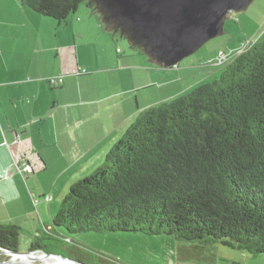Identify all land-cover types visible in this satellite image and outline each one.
I'll return each mask as SVG.
<instances>
[{
  "label": "trees",
  "instance_id": "obj_1",
  "mask_svg": "<svg viewBox=\"0 0 264 264\" xmlns=\"http://www.w3.org/2000/svg\"><path fill=\"white\" fill-rule=\"evenodd\" d=\"M20 1L57 24L83 4L101 23L97 0ZM58 227L170 236L177 257L191 251L196 262L212 263L217 243L264 256V38L217 78L140 111L102 163L70 185L28 250L60 254ZM19 231L0 223V249L17 251Z\"/></svg>",
  "mask_w": 264,
  "mask_h": 264
},
{
  "label": "crops",
  "instance_id": "obj_2",
  "mask_svg": "<svg viewBox=\"0 0 264 264\" xmlns=\"http://www.w3.org/2000/svg\"><path fill=\"white\" fill-rule=\"evenodd\" d=\"M93 16L77 11L57 24L20 0H0V223L40 218L153 105L140 93L153 86V65L141 53H117ZM55 76L62 82L49 83Z\"/></svg>",
  "mask_w": 264,
  "mask_h": 264
},
{
  "label": "rangeland",
  "instance_id": "obj_3",
  "mask_svg": "<svg viewBox=\"0 0 264 264\" xmlns=\"http://www.w3.org/2000/svg\"><path fill=\"white\" fill-rule=\"evenodd\" d=\"M89 12L83 5H79L76 12ZM74 12V13H76ZM71 14L69 17L74 15ZM70 19V18H69ZM97 21V17L93 16ZM102 25V24H101ZM102 29L103 25H102ZM109 33V34H108ZM107 35H111L108 31ZM264 38V0H253L247 9L239 12H231L224 22V32L206 41L192 54L183 57L172 67H160L153 65V86L143 89L140 93H148L153 98V104L169 100L195 85L217 78L219 70L224 63L229 61L235 53L244 49L250 41ZM114 43V42H113ZM116 52L123 50L128 53L131 49L125 38L116 35ZM115 46V45H114ZM127 55V54H125ZM219 69V70H218ZM88 72V71H87ZM42 178V185L47 186V179ZM40 177L37 178L39 181ZM60 178L58 182L61 180ZM41 187V185H40ZM69 187L66 188V191ZM35 194V193H34ZM65 193H63L61 199ZM47 194L41 197L34 195V199H45ZM61 201V200H60ZM60 201L57 198L43 207L40 218L24 219L20 222L18 252H27L29 236L39 228L51 224L56 216ZM9 210L16 212L17 208L10 205ZM18 226V225H17ZM59 233V252L73 260L79 259L83 263L95 264H264V256L252 257L248 253L231 249L222 244H215L212 253L215 254L212 263L208 261L196 262L191 251H187L189 258L177 257L176 241L166 235H147L142 233H104L81 232L77 234L66 233L62 228H56ZM32 239V237H31ZM0 256V261L7 258ZM34 264H42L35 261Z\"/></svg>",
  "mask_w": 264,
  "mask_h": 264
},
{
  "label": "water",
  "instance_id": "obj_4",
  "mask_svg": "<svg viewBox=\"0 0 264 264\" xmlns=\"http://www.w3.org/2000/svg\"><path fill=\"white\" fill-rule=\"evenodd\" d=\"M253 0H97L96 9L107 31L120 30L129 46L139 49L149 62L172 67L199 49L209 39L224 32V22L235 11L247 9ZM9 256L31 255L36 251H6ZM1 253V251H0ZM66 264L83 263L60 254Z\"/></svg>",
  "mask_w": 264,
  "mask_h": 264
},
{
  "label": "bare ground",
  "instance_id": "obj_5",
  "mask_svg": "<svg viewBox=\"0 0 264 264\" xmlns=\"http://www.w3.org/2000/svg\"><path fill=\"white\" fill-rule=\"evenodd\" d=\"M35 261H39L42 264H66L59 257H46L42 253H33L31 255H13V257L7 262V264H34Z\"/></svg>",
  "mask_w": 264,
  "mask_h": 264
},
{
  "label": "built area",
  "instance_id": "obj_6",
  "mask_svg": "<svg viewBox=\"0 0 264 264\" xmlns=\"http://www.w3.org/2000/svg\"><path fill=\"white\" fill-rule=\"evenodd\" d=\"M86 73H87V70L85 68H79L75 74L79 75V74H86ZM48 81L49 83L56 85L62 82V77L61 76L50 77ZM29 168H30L29 165H27L25 168V171L29 172Z\"/></svg>",
  "mask_w": 264,
  "mask_h": 264
},
{
  "label": "flooded vegetation",
  "instance_id": "obj_7",
  "mask_svg": "<svg viewBox=\"0 0 264 264\" xmlns=\"http://www.w3.org/2000/svg\"><path fill=\"white\" fill-rule=\"evenodd\" d=\"M0 251H1L0 256H1V255L4 256L3 258H5V259H6V258H7V259L9 258V256H7L6 254H4V251H3V250L0 249ZM36 252H41V251L36 250Z\"/></svg>",
  "mask_w": 264,
  "mask_h": 264
},
{
  "label": "clouds",
  "instance_id": "obj_8",
  "mask_svg": "<svg viewBox=\"0 0 264 264\" xmlns=\"http://www.w3.org/2000/svg\"><path fill=\"white\" fill-rule=\"evenodd\" d=\"M35 253H41V252H35Z\"/></svg>",
  "mask_w": 264,
  "mask_h": 264
}]
</instances>
